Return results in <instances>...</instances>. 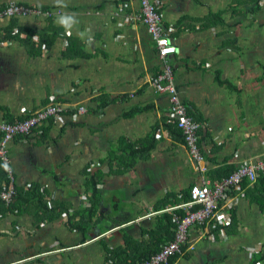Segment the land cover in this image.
I'll list each match as a JSON object with an SVG mask.
<instances>
[{
	"label": "crops",
	"instance_id": "0c3cea01",
	"mask_svg": "<svg viewBox=\"0 0 264 264\" xmlns=\"http://www.w3.org/2000/svg\"><path fill=\"white\" fill-rule=\"evenodd\" d=\"M12 1L57 9L53 0H0V8ZM66 2L80 19L71 35L54 24L57 15L27 17L15 24L45 35L46 48L32 54L19 40L0 41V122L50 103L64 108L42 134L9 143L17 188L39 186L56 209L22 197L13 210L0 205V264H135L171 238L174 213L162 210L176 197L264 158V0H163L162 25L176 47L168 63L201 124L204 170L168 129L169 97L151 85L162 64L138 1ZM78 30H90L92 42ZM156 127L152 148L130 169L110 162L118 140L145 150ZM232 197V224L190 228L172 264H264V183L241 184ZM81 216L85 231L73 227Z\"/></svg>",
	"mask_w": 264,
	"mask_h": 264
},
{
	"label": "built area",
	"instance_id": "2783aa9c",
	"mask_svg": "<svg viewBox=\"0 0 264 264\" xmlns=\"http://www.w3.org/2000/svg\"><path fill=\"white\" fill-rule=\"evenodd\" d=\"M140 6L139 19L146 25L149 33L156 42L157 56L162 67L161 71L153 77L151 85L159 93L169 97L170 107L168 119L176 122L181 131L183 143L191 158L197 163V169L204 170L201 165L204 154L200 146L199 132L201 124L188 113L187 106L182 101L179 91L174 83L172 66L168 57L176 52L163 25L160 10L163 0H137ZM61 10L41 9L18 2H9L0 8V20L13 18L44 17L53 18ZM81 112L84 108L80 109ZM64 108L60 102L50 103L39 110L31 112L24 120L15 122H0V163L8 160L12 163L9 154V143L18 136L28 137L33 133L42 134V126L49 120L56 123L63 118ZM63 126V122L61 125ZM4 172V171H3ZM5 180L0 183V203L11 204L17 194L15 171L11 175L4 172ZM264 177V158L256 162L246 163L235 169L229 176L218 181L203 179L201 183L190 188V200L166 207L163 212L183 210L184 215L174 214L176 223L175 235L171 241L161 246L160 250L149 258L135 264H168L175 255L182 253V247L187 243L190 228L203 226L212 220H218L222 226L229 225L232 221L231 211L234 205V191L240 188L244 180L254 184Z\"/></svg>",
	"mask_w": 264,
	"mask_h": 264
},
{
	"label": "trees",
	"instance_id": "16d2710c",
	"mask_svg": "<svg viewBox=\"0 0 264 264\" xmlns=\"http://www.w3.org/2000/svg\"><path fill=\"white\" fill-rule=\"evenodd\" d=\"M253 2L256 3L257 6H259V3L262 0H252ZM34 7H39L41 9H49L48 7H41V6H34ZM15 19L18 18H13L11 20H14L13 23H11L9 26L5 27V28H1L0 27V41H8L11 42V40H19L21 41L24 46L31 51V53L33 54L35 51L37 50H43V48H46L49 44L46 43L47 39L45 38V35L43 34H39V31L35 30V29H30V28H24V27H19L15 24ZM51 20V18H49ZM17 27V31L15 32L14 29ZM37 37V38H35ZM46 41V42H45ZM144 109H135L133 111H131L129 114H133L135 112L138 111H142ZM28 115H24L19 117L18 119H16V121L19 120H24ZM15 122V121H13ZM167 123H169L168 129L171 133V135L173 137H175L176 139H181L183 140L181 131L177 128V124L174 121H171L170 119L166 120ZM156 130L154 131L153 135L150 136L148 138L151 139L150 141H147L149 144H146L145 146L143 145L144 148H146L145 150L138 148L137 145L130 143L129 141L121 138L120 140H118V151H112L110 153V162L112 163H117L118 165H122L121 167H124L125 170L130 169L135 163H136V159L139 155H143L145 154V152H149V150L152 148V145L154 144V138H155V134L159 131L158 127L155 128ZM119 152L121 153V155L119 156ZM234 171V170H233ZM233 171H227L226 173H224V177L229 176ZM223 177V178H224ZM5 180V175L3 172V169L0 168V183H2ZM221 180V179H220ZM264 183V177L261 176L260 177V182ZM247 180H244L242 183V186H244L245 184H247ZM95 187V186H94ZM95 190V189H94ZM19 197L24 198L25 200H23V202H21V204L25 203V201H27L28 203L34 202V201H39L40 205L42 206L41 210L42 211H49L51 212V214H53L56 208L49 205V203H47L44 200V196L41 192V188L39 186L36 185H31L26 191H22L21 189L17 188V194H16V202L19 203V201H22ZM190 191L183 194L181 198H177L175 199V204H179L181 202H187L190 200ZM43 199V200H42ZM43 205H42V204ZM2 205V208H4L5 206L7 207L6 210H13V208H16V203H11L9 205H6L4 203L0 204ZM54 208V210H53ZM51 210V211H50ZM53 210V211H52ZM64 209H58L59 212H63ZM57 211V210H56ZM57 211V212H58ZM65 211V210H64ZM68 212V210L66 211V213ZM56 213V212H55ZM174 214H178L179 216H183L184 212L183 210L179 209L176 211H173ZM50 214V215H51ZM73 217H71L72 219ZM81 219H85L83 216H81ZM70 220V219H69ZM74 220V219H73ZM86 220V219H85ZM167 221L169 222L170 226L173 227V232L171 233V238L169 239V241H171L174 238L175 235V229H176V223L175 221H173V216L170 214L168 215ZM233 222V218L231 223L229 224V226L232 224ZM78 222H74L73 224H77ZM88 222L86 221H81L78 225H73V227H77V229L79 231H85L86 230V226H87ZM224 229L226 228V226L223 227ZM76 229V228H75ZM177 255H175L174 257H172L169 261L168 264H172L173 260L176 258Z\"/></svg>",
	"mask_w": 264,
	"mask_h": 264
},
{
	"label": "clouds",
	"instance_id": "9594fccd",
	"mask_svg": "<svg viewBox=\"0 0 264 264\" xmlns=\"http://www.w3.org/2000/svg\"><path fill=\"white\" fill-rule=\"evenodd\" d=\"M53 6L57 9H61V13L57 15L54 19V24L64 30L65 33L71 35L73 29H78L80 24V19L77 14L67 11L68 4L66 0H53ZM90 30L85 31H77V35L84 40L85 43H91L92 37L89 35ZM0 168L9 175H11L14 171L13 164L8 161L4 160L0 163Z\"/></svg>",
	"mask_w": 264,
	"mask_h": 264
},
{
	"label": "rangeland",
	"instance_id": "374dc122",
	"mask_svg": "<svg viewBox=\"0 0 264 264\" xmlns=\"http://www.w3.org/2000/svg\"><path fill=\"white\" fill-rule=\"evenodd\" d=\"M241 1H243V2H245V1H246V2H247V1H249V0H241Z\"/></svg>",
	"mask_w": 264,
	"mask_h": 264
}]
</instances>
